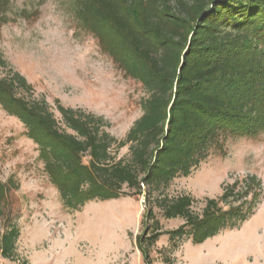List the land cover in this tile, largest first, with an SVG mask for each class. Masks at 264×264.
Returning a JSON list of instances; mask_svg holds the SVG:
<instances>
[{"label":"trees","instance_id":"16d2710c","mask_svg":"<svg viewBox=\"0 0 264 264\" xmlns=\"http://www.w3.org/2000/svg\"><path fill=\"white\" fill-rule=\"evenodd\" d=\"M80 26L91 33L127 77L146 91L143 115L118 140L102 117L62 106L60 121L44 99L28 100L34 88L13 70L0 77V105L17 118L38 145L39 159L65 207L80 211L90 202L125 196L143 198L137 248L145 264L162 236L178 248L203 244L225 230L239 229L255 215L262 180L248 175L227 183L220 197L200 211L189 194H167L228 137L264 130V0H77ZM5 21L0 19V27ZM8 62L0 55V67ZM128 147V157L120 151ZM13 185H12V184ZM0 178V256L13 260L21 236L18 186ZM165 221L181 219L176 229Z\"/></svg>","mask_w":264,"mask_h":264},{"label":"rangeland","instance_id":"374dc122","mask_svg":"<svg viewBox=\"0 0 264 264\" xmlns=\"http://www.w3.org/2000/svg\"><path fill=\"white\" fill-rule=\"evenodd\" d=\"M76 1L0 0V19L5 20L0 27V55L8 62L0 67V77L10 70L21 73L34 88L31 95H23L47 101L62 129L66 128L56 100L102 117L106 130L122 140L143 115L146 91L118 69L99 41L80 26ZM222 146L189 176L176 178L167 194L191 195L199 200L194 207L198 212L206 199L220 197L227 183L257 175L263 197L255 215L239 229L222 231L199 245L185 240L174 248L169 237L162 236L151 253L152 264H264V130L228 137ZM128 154L125 147L118 156ZM0 178L18 186L9 196L7 213L20 208L16 224L21 232L16 258L0 256V264H145L136 243L145 200L125 196L96 200L80 211L65 207L44 172L38 145L1 105ZM159 218L167 231L183 223ZM5 224L1 219L2 229Z\"/></svg>","mask_w":264,"mask_h":264}]
</instances>
